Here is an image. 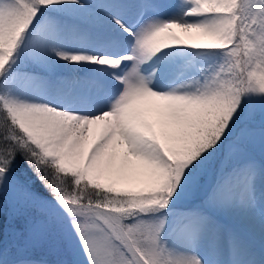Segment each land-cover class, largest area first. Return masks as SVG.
Segmentation results:
<instances>
[{
    "label": "snow or ice",
    "instance_id": "obj_1",
    "mask_svg": "<svg viewBox=\"0 0 264 264\" xmlns=\"http://www.w3.org/2000/svg\"><path fill=\"white\" fill-rule=\"evenodd\" d=\"M0 264H264V0H0Z\"/></svg>",
    "mask_w": 264,
    "mask_h": 264
}]
</instances>
